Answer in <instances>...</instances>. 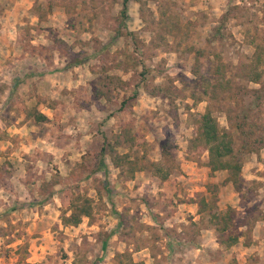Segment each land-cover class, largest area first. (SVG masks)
I'll return each mask as SVG.
<instances>
[{
  "label": "rangeland",
  "instance_id": "rangeland-1",
  "mask_svg": "<svg viewBox=\"0 0 264 264\" xmlns=\"http://www.w3.org/2000/svg\"><path fill=\"white\" fill-rule=\"evenodd\" d=\"M122 1L0 0V264H264V144L233 184L192 142L206 107L248 141L256 95L264 125V0Z\"/></svg>",
  "mask_w": 264,
  "mask_h": 264
},
{
  "label": "trees",
  "instance_id": "trees-1",
  "mask_svg": "<svg viewBox=\"0 0 264 264\" xmlns=\"http://www.w3.org/2000/svg\"><path fill=\"white\" fill-rule=\"evenodd\" d=\"M127 0L122 1V11L121 13H125ZM197 72H195L196 74ZM220 78L224 76H219ZM244 79H247L249 82H259L260 75L255 73L252 76L246 74ZM258 92L257 90L246 88L244 95L249 98L254 93ZM250 95V96H249ZM251 96L252 100H258L261 103V97L256 95L255 99ZM256 102V106H260V103ZM252 103V102H251ZM249 103V107L242 112H234L232 109H226L227 120L230 127L233 131L239 132L241 136H249V140L243 142L241 146L235 147L236 141L233 136V132L227 131L226 129L219 128L216 119L212 116L211 110L209 107H206L205 112L200 116L197 120L196 130L194 137L192 138V142L198 146H202L204 150L207 152V167L210 172L215 171H227V177L225 181H232L233 184H236L239 179V173L243 164V156L247 153V151H254L257 147H253V145H263L264 144V125L261 127L259 124H256L253 121H250L249 112L251 111V106L254 104ZM255 107V108H257ZM257 111V109H256ZM34 119L37 121H45L46 116L42 113L37 112L34 116ZM252 127V128H251ZM252 131V129L256 128ZM255 131H258V134L254 136ZM251 147V148H250ZM162 152H165L164 150ZM104 168V166H101ZM101 168V169H102ZM163 167L156 166L157 174L161 177V179H166L169 175V171H163ZM211 185V184H209ZM215 187L211 185V187ZM210 190V186H209ZM214 197V194L212 195ZM90 198L83 197L82 199L77 197L72 200L69 204V209L71 210L69 217H64L63 220L65 222H69L71 224H77L80 221V216H90L91 206H90ZM199 209L198 211L212 209L215 207L213 201L205 200L201 198L199 201ZM210 221L215 225V231L219 233V243L225 244L226 246H231L238 241L237 236H228L227 239L222 238L223 233L228 229L230 223L234 221V215L231 208H228L224 213L220 212H209ZM133 264H136L133 262ZM226 264H235L234 261L228 262Z\"/></svg>",
  "mask_w": 264,
  "mask_h": 264
}]
</instances>
